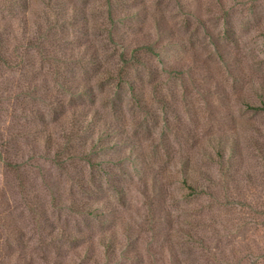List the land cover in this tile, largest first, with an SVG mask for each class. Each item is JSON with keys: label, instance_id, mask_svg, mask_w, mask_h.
<instances>
[{"label": "rangeland", "instance_id": "1", "mask_svg": "<svg viewBox=\"0 0 264 264\" xmlns=\"http://www.w3.org/2000/svg\"><path fill=\"white\" fill-rule=\"evenodd\" d=\"M31 1L0 0V264H264V112L242 100L264 91V0H72L99 49L93 69L68 55L72 26L35 51ZM153 42L125 80L107 77ZM79 78L89 94L67 88ZM82 102L99 122L77 134ZM226 137L225 167L207 151ZM85 153L98 164L89 196L74 179ZM190 169L216 177L222 203L190 196ZM82 198L109 212L77 211Z\"/></svg>", "mask_w": 264, "mask_h": 264}, {"label": "trees", "instance_id": "2", "mask_svg": "<svg viewBox=\"0 0 264 264\" xmlns=\"http://www.w3.org/2000/svg\"><path fill=\"white\" fill-rule=\"evenodd\" d=\"M18 1V0H17ZM31 1V0H30ZM44 4V6H47L48 10L42 13L40 12V9L42 7L40 6ZM32 8H34L31 12L34 15H37V13L41 16L40 21H34L35 24H38V31H37V37L33 38L31 41V46L35 48V51L38 53H43L49 51V47L52 48V50H55L54 47H56V44H59V42H62V38L58 35L61 31H63L67 26L68 27H74L77 32L71 33V41L76 43V48H69L68 55H71V51H76V55L72 56L70 59L73 62L78 63L79 65L89 66V69L93 68H103V65L101 64L100 58H99V49L96 46V44L93 42L92 39H89L85 32L87 31V28L85 27L86 23H88V17L85 18L82 16V9L80 6H77L75 2L72 0H32L30 2ZM37 12V13H36ZM1 14H3V11L1 10ZM26 17L25 13H17V18L24 19ZM28 21V20H27ZM30 22V21H29ZM42 22V23H41ZM45 23V26H44ZM6 25H3L5 27ZM4 30H2V27L0 26V63H8V55L6 54V40L7 37H5ZM155 43L148 45H143L139 48V51L136 53H133L132 57L130 58V61L127 62L128 59H123V61L127 62L126 64L122 63L121 66L116 69H109L107 73V77L109 78H118L119 80H125V74L127 70H132L136 67H139L140 65L145 64V61L147 60L146 56L148 54L155 53ZM5 49V50H4ZM51 51V50H50ZM50 61H55L56 57L49 58ZM71 62V61H69ZM64 63H68V61H64ZM124 76V77H123ZM128 81V80H126ZM134 81V80H133ZM132 81L131 87L134 88V93L136 95V99H140L138 95L139 89L136 87L138 86L137 83H134ZM72 87H75L80 91L81 94H89L91 91V85L89 84V81L83 78H79L76 80H73L72 82H69L67 84V88L70 90ZM259 89V88H258ZM137 91V92H136ZM256 97H259V104L254 103L251 101L252 99L249 97L248 94L243 95V103L249 108L253 110H259L264 112V91H255L254 92ZM140 101V100H139ZM89 105L87 103H81V107H79V113L77 114V123L80 124V127L78 126V132H91L95 129L96 124L99 122V116L93 111H90V108H88ZM79 133V134H81ZM228 139H224V141L217 142L218 145L216 146V152L215 154H212V151H207L209 155V160L215 161L218 164L222 166H229V161L226 158V143ZM228 143V142H227ZM231 149L234 150V145H231ZM80 152H84V149H81ZM86 160V163L90 166L89 171L84 170L80 171L74 179L78 182L77 184L80 186L81 190L83 191L86 196L96 194L98 188L95 187V184H93V181L91 179L93 175L92 170L98 165L94 163V160L92 159L91 155H87L86 153L80 156V159L83 158ZM55 162L61 166L64 167L63 160L59 158H55ZM9 167H13V162L7 161L6 162ZM88 173L90 176H88ZM204 178L208 179L210 181L209 184L204 185ZM217 179L216 177H212V175H208L207 173H204L202 171H192L191 169L189 171H186L184 173L183 177V184L189 188V193L191 194V197L200 198V197H208L211 203H222L219 200V197L217 195V189L215 186H217ZM87 198L76 199L74 201V205L76 207L77 211L85 212L87 214H93L95 212H100L102 215H105L107 212H109L106 203L97 205L93 201L85 200ZM64 234V233H63ZM79 234V233H78ZM78 234L75 232H67L65 233L68 241H78L79 237ZM109 233H103L100 236V239L102 240V243L105 244L108 248L109 245ZM90 240V239H89ZM96 256L91 254L88 255L87 258L91 261H96L97 259H94ZM97 258V257H96ZM99 262V261H98ZM98 262L96 264H98Z\"/></svg>", "mask_w": 264, "mask_h": 264}]
</instances>
